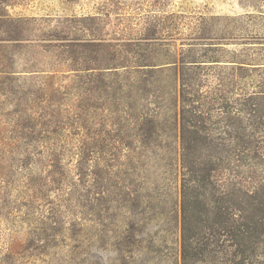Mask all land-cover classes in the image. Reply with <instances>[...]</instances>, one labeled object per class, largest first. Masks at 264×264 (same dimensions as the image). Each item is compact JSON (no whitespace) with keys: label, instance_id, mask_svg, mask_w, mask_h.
Segmentation results:
<instances>
[{"label":"rangeland","instance_id":"1","mask_svg":"<svg viewBox=\"0 0 264 264\" xmlns=\"http://www.w3.org/2000/svg\"><path fill=\"white\" fill-rule=\"evenodd\" d=\"M0 69V264H183V142L240 163L264 222V0H0Z\"/></svg>","mask_w":264,"mask_h":264},{"label":"trees","instance_id":"2","mask_svg":"<svg viewBox=\"0 0 264 264\" xmlns=\"http://www.w3.org/2000/svg\"><path fill=\"white\" fill-rule=\"evenodd\" d=\"M0 73L7 75L10 71L0 69ZM130 85L132 86L133 83ZM177 85L178 89L174 82V90H177L180 95L182 130L185 133L190 130L185 125V122H189L187 114L198 120L205 118L203 113L207 111L199 101L201 96H206L201 92L200 83H191L181 78ZM199 97L200 99H198ZM190 126H193L191 132L195 135H198L202 130V127H196L194 123H191ZM206 146L207 144L200 145L197 142L182 143V262L186 264L187 262H205L210 258L214 260L218 250L216 247L224 246L228 254L234 257L231 259L227 257L226 264H246V252L250 239L255 234V230L264 225V222L253 217L256 208H252L249 203L244 204L243 196L255 198L254 195H257L258 191L244 187L246 185L243 184L237 185L231 179L238 177L237 169L240 167V163L232 166L229 162L225 163L222 157L212 155L214 161H210V167L207 170L204 169V160L195 158L194 153L202 148L205 149ZM248 148L250 150V147ZM245 150H239V152L244 153ZM233 153L237 156L235 161L242 159V156H238L239 154L235 150ZM244 154L250 156L248 153ZM224 201L228 203V206H225ZM197 205L201 207L199 211L196 209ZM210 216H213V222L208 221ZM203 219L207 222L206 226L209 229V232L206 233L207 237L200 235L201 231H198L200 228L196 223ZM213 225L217 227L214 229ZM262 232L258 231V234L262 235ZM203 238L204 240H202ZM219 240L222 241V245H219ZM237 254H241V258L235 261Z\"/></svg>","mask_w":264,"mask_h":264}]
</instances>
